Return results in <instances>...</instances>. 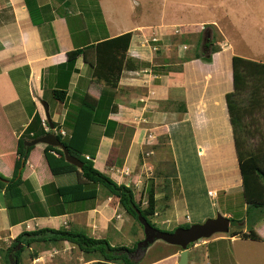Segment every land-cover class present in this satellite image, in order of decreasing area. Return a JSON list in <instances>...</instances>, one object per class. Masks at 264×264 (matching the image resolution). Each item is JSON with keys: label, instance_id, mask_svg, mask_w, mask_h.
Listing matches in <instances>:
<instances>
[{"label": "crops", "instance_id": "obj_1", "mask_svg": "<svg viewBox=\"0 0 264 264\" xmlns=\"http://www.w3.org/2000/svg\"><path fill=\"white\" fill-rule=\"evenodd\" d=\"M219 1L226 3L228 0ZM162 2L158 14L143 21L162 23L160 29L165 32L170 30L171 37L176 36L175 27L180 29L181 34L185 30L187 34L201 33V30L205 33L207 29L211 31L212 27H205V23L210 22L215 31L216 28L220 30L217 42L210 39L220 49L210 55L211 60L194 58L189 50L182 54L178 50V56L185 55L184 60L179 63L170 59L172 67L162 72L161 65L156 64L162 53L157 56L150 46L139 43L140 36L133 34L128 56L132 66L138 64L137 69H125L119 85L112 88L111 98L117 109L109 111L108 118L117 122L116 128L106 124L92 125L86 157L91 156L95 167L102 172L119 183L124 182L121 174L127 169L130 173L131 167L136 164V156L143 148L142 141L147 130V127H140L144 124L137 126L126 151L122 153L130 122L146 118L150 126L164 123L165 130L170 133L180 184L179 195H173L162 219L165 225L166 220H170V227L165 230H171L173 224L175 227L193 224L194 215L207 214L199 200L193 199L200 198L205 191L210 198L219 200V205L222 200L225 203L239 195L243 197L246 211L248 205L226 99V94L234 88L232 58L236 54L228 39L229 28L233 27L232 17L227 12L229 9L224 10L225 23L222 26L223 21L218 19L200 21L184 18V15L175 12L168 13L167 7H164L168 0ZM137 3V0L134 3L133 0H0V173L6 183L15 176L19 138L33 122L36 113L46 121L48 113L54 128L56 124V128L71 135L70 123L78 112L82 98L89 95L98 100L109 88L93 77L91 62L95 60L96 52L91 46L141 27L139 21L132 24L128 20L130 15H135L134 6ZM239 3L249 11L244 17L248 24L239 23L241 41L244 29L253 26L256 21L249 7L256 6L255 11L264 10V0H239ZM205 5L213 6L214 1L207 0ZM261 18L264 19V14ZM77 49L84 51L71 66L67 63L68 54ZM167 55L170 56L169 53ZM239 55L264 62L262 56L258 59L245 52ZM190 57L194 59L189 60ZM138 70L144 72L140 74ZM55 89L66 91L64 100L56 98ZM108 100H111L109 96ZM109 101L104 100L107 108ZM70 114L72 118L67 119ZM186 139L189 143L187 149L184 148ZM45 147L44 143L34 145L21 171L22 181L18 191L14 190L9 195L6 186L0 185V264L4 263L5 251L24 232L65 228L96 238H107L112 245H116L113 241L115 234L123 228L127 219L118 197L101 185L93 186L92 182L87 183V188L97 189L95 198L64 200L57 189L83 180L81 168L54 174L45 157ZM184 155L190 156V165L183 170L180 158ZM119 158L124 159L123 164L119 163ZM210 192L215 195H210ZM222 213L233 218L230 210L222 209ZM262 215L259 211L251 218L250 228L261 236L257 240L264 243ZM243 218L240 224L246 225L249 222L247 216L241 215L237 219ZM249 230L247 227L243 232ZM240 236H222L214 238L211 243L245 239ZM202 243L206 244L198 241L189 246L187 264H202L197 253ZM22 246L24 250L19 255V264L97 262L94 256L87 257L77 244L69 240L55 243L39 238L30 245L24 243L18 249L16 247V250ZM180 251L181 248L153 256L142 264H179ZM10 261L15 264V257L10 255Z\"/></svg>", "mask_w": 264, "mask_h": 264}, {"label": "rangeland", "instance_id": "obj_2", "mask_svg": "<svg viewBox=\"0 0 264 264\" xmlns=\"http://www.w3.org/2000/svg\"><path fill=\"white\" fill-rule=\"evenodd\" d=\"M137 1V5H133L136 11L135 15H130L128 20H130L132 24H134V22L138 23L137 21H139L141 23V27L132 32L135 36H140V44L144 43L146 46H150L151 50L156 53L157 56L162 53V56L156 59V64L161 65L160 70H162V72L167 68L170 70V67H172L169 65L170 59L179 61V63L184 60L185 55L182 57L178 56V50L181 51V54L182 52L188 53L189 50L192 56H194V51L196 50L208 54L212 51L210 41L213 39L215 43L219 39L220 30L216 28L215 31L213 29L214 26L210 22L205 23V27H212L211 31L207 29L205 30V33L201 30V33L197 32V34H187L188 32L185 30L184 33L181 34L180 29L175 27L174 32L176 36L171 37L172 35H170V30L165 32L160 29V24L162 23L151 20L143 21L145 18L150 19L158 14L157 11L161 10L163 0ZM206 1L207 0H168V2L164 3V7H167L168 13L175 12L181 16L184 15V18L191 17L193 19H200V21H212L214 19H218L223 21L221 22L222 26L225 23V19H223V17L225 16V11L228 8L229 11L227 12L232 17L231 21L233 22V27L229 28L228 39L233 44L236 54L239 55V53L245 52L248 56L251 55V57H257L258 59H260L261 56L264 57V19L261 18L264 14V10L255 11L254 8L256 6L249 7L251 13L255 14L254 16L256 21L253 22L255 23L253 26H248L244 29V37L241 41H239V23L244 22L245 26L248 24L244 17L249 11L243 8V6L239 3V0H228L226 3L219 0H212L214 1V5L208 7L205 5ZM216 3L219 4L216 5ZM132 11L134 12V9ZM227 24L229 25V23ZM201 34H203V36H201ZM205 36H207V39ZM191 50L193 52H191ZM167 53H169L170 56H168ZM194 58L190 57L189 60ZM137 65H135V63L133 64L134 69H137ZM178 65L180 66V64ZM142 72L144 71L138 70V73L141 74ZM237 102L243 108V122L247 124V131L242 134L243 146L246 148V151H264V85L262 86L261 91H255L253 84L249 83V88L246 92H243L239 95V97H237ZM151 125L152 126H150L146 118H142L141 121L139 120L138 122L135 120L130 122V126L127 129V139L121 148L122 153L126 151V147L128 146L129 141H131L132 135L135 134L137 126H140L141 128L147 127V130L145 132V139L142 141L143 148L139 151V153L137 152L138 155L136 154V164L131 167L130 173L128 169L124 170L125 173L123 172L124 174H121L124 182L120 183L130 186L133 189L137 200L142 201L143 206L148 205L147 191L151 183H154L157 191V209L155 215L151 217V221L154 222L158 228L169 229L171 224L170 220H166L167 223L165 225L162 224V219H164L166 206H168L169 202L173 200V195L178 196L180 191L177 166L175 164V154L171 144L170 133L165 130V124L157 122L154 125ZM184 148H189L188 139L185 140ZM184 151L185 150H183V152ZM122 153H120L119 156H121ZM122 158L125 157L123 156ZM119 160V163L123 164L124 159L119 158ZM189 163L190 156H181L180 165H183V170L186 167L189 168ZM193 171L196 170L193 168ZM116 182L119 183V181ZM205 192H203L200 198H193L194 200H199L202 210H205L207 213L205 215H194V223H201L208 218L215 217L219 212L222 213V209L230 210L233 215L232 217H235L236 219L241 215L244 217L247 216L246 207L245 209L243 208L242 195L236 196L234 199H230L225 203L222 200L221 205H219V200L217 201L215 198H210ZM197 201L194 203L196 204ZM192 205L193 204L191 203V206ZM123 210L127 219L124 222L123 228L115 234L116 237L113 241L117 243L116 245H126L133 248L138 240L144 239V229L136 218L130 216L124 208ZM257 212L259 211H252L250 218L256 215ZM262 214L263 217L264 211ZM250 224V221L246 223V225L239 223L234 225V223L231 222L230 231L238 228L239 230L244 228L247 229V227L249 230L251 227ZM173 228H175V224L172 225L171 229ZM229 233H217L211 238H204L200 240V242L205 241L206 243H202V247L197 250L198 255L201 257L200 261L202 264H264V243L258 241L257 239L245 240V238L242 240L237 239L238 241H235V239L233 242L228 239L221 242L216 241L217 243H211V240L214 238L222 236L230 238ZM241 238L244 237L242 236ZM179 248L180 247L177 248L164 242L163 240H157L149 247L145 255L140 257V253L136 252L132 254V259L136 262V264H142L150 258H153V256L164 255L168 251L176 249L179 250ZM87 257L90 256L87 255ZM95 259L98 262V258ZM97 262L95 264H99Z\"/></svg>", "mask_w": 264, "mask_h": 264}, {"label": "trees", "instance_id": "obj_3", "mask_svg": "<svg viewBox=\"0 0 264 264\" xmlns=\"http://www.w3.org/2000/svg\"><path fill=\"white\" fill-rule=\"evenodd\" d=\"M132 37L133 32L128 31L118 36L104 39L91 46L95 48L96 52L95 60L91 62L94 68L93 77L99 81H103L109 87L108 89H110V91L105 89L98 100L89 95H85L82 98L77 114L70 123V127L72 128L71 135L63 136L60 131H58V137L67 146L70 154L83 162V167L81 168L83 180L74 185L60 187L57 189V193L63 196L64 200L79 201L92 199L95 198L98 193L97 189L94 187L91 189L87 188V183L92 182L94 184L93 186L97 184L101 185L110 194L118 197L119 204L130 216L136 218L138 222H140L138 213H141L150 223L157 226L151 221V217L155 215L157 209V191L154 183H151L147 191L148 205L143 206L142 201L137 200L130 186L124 183H117L110 175L95 167L94 160L91 156L90 158L86 157L89 153V133L93 124H106L107 127H111L112 129L116 128L117 122L108 118L109 111H116L117 109V105L112 102V88H116L119 85L121 75L125 69H134V66L130 64L131 60L128 56ZM210 45L212 46L211 52L207 54L196 50L194 53L195 58L203 57L206 60H211V57L208 55L217 52L220 47L213 45V41H210ZM83 51L82 49H77L69 52L67 63L73 66L76 57L83 53ZM232 65L234 89L226 94V99L234 131L240 169L243 176L245 198L248 205L246 211L247 221L252 222V217L250 218L252 211H264V151H246V148L243 146L242 134L247 131V124L243 122V108L238 104L237 97L247 91L249 83L253 84L255 91H261L264 85V62L235 54L232 58ZM54 95L57 99L64 100L66 91L63 89H55ZM108 96L111 99L110 101L108 100ZM104 100L110 102L108 108ZM68 118H72L71 114L67 116V119ZM46 123L48 124V121H46ZM48 126L50 127L49 124ZM56 127L57 125L55 124V128ZM56 129L60 130L58 128ZM50 131L51 128L47 130L40 114L36 113L33 122L19 138L17 149L19 158L16 161L15 176L6 183L4 180L5 177L0 173V185L6 186V192L9 195L14 190L18 191V185L22 181V175L18 176L19 168L22 165L23 158H25L26 164L29 154L34 147L31 146L27 150L25 140L43 136ZM56 153H58V155ZM44 154L54 174L78 170L76 165L66 160L63 150L58 147L46 145ZM243 221L244 218H231V222H233L234 225L236 223L240 224ZM190 225L191 224H181L179 226L188 227ZM175 228L169 231H173ZM239 234L245 238L261 239L260 235L253 228H250L249 232H243V229L239 230V228L233 229L230 231L229 236H236ZM38 237L55 243L60 240H69L77 244L85 254L96 256L95 258H98L97 263L99 264H136L131 258L130 253L134 252L139 240L135 243L133 248L126 245H112L107 238H96L85 232L67 230L65 228H42L32 232L22 233L5 251L4 263L2 264H11L10 255L15 257V264H19V255L24 250V246L19 250H16V247L24 243L30 245L37 241L39 239ZM193 244L194 243L191 245Z\"/></svg>", "mask_w": 264, "mask_h": 264}, {"label": "water", "instance_id": "obj_4", "mask_svg": "<svg viewBox=\"0 0 264 264\" xmlns=\"http://www.w3.org/2000/svg\"><path fill=\"white\" fill-rule=\"evenodd\" d=\"M47 120L51 125L50 127L53 128L54 126L48 113ZM40 143L60 148L61 150H63L65 158L68 162L76 165L79 168L83 167V162L70 154L67 146L61 141V139L54 131H50L47 134L34 139L25 140V146L27 150L29 149V147ZM24 165L25 158H23L22 165L19 168V176L21 175V171ZM138 219L143 226L145 234L144 239L140 240L137 245L136 251L137 253H140V257L145 255L149 247L153 245L157 240H163L168 244L175 245L181 248L179 264H187L190 250L189 246L192 243H197L204 238H211L217 233H229L231 226V218L225 216L220 212L215 217L208 218L204 222L193 223L188 227L179 226L176 227L173 231L163 230L154 226L141 213H138ZM19 247L20 244L17 246V249Z\"/></svg>", "mask_w": 264, "mask_h": 264}, {"label": "built area", "instance_id": "obj_5", "mask_svg": "<svg viewBox=\"0 0 264 264\" xmlns=\"http://www.w3.org/2000/svg\"><path fill=\"white\" fill-rule=\"evenodd\" d=\"M43 124L45 126V128L47 130H49L51 127L48 126V124L46 123V119L43 120ZM51 131H54L56 134L58 133V131H60V133L63 135V136H69V134H67L64 130H57L56 128H51ZM57 154V153H56ZM58 155V154H57ZM87 158H90V156H87ZM210 195L214 196L215 193L213 192H210ZM205 242V241H204Z\"/></svg>", "mask_w": 264, "mask_h": 264}, {"label": "flooded vegetation", "instance_id": "obj_6", "mask_svg": "<svg viewBox=\"0 0 264 264\" xmlns=\"http://www.w3.org/2000/svg\"><path fill=\"white\" fill-rule=\"evenodd\" d=\"M139 241H140V240H139ZM137 245H138V243H137ZM136 250H137V246H136V249L134 250L133 253H136V252H137ZM133 253H130L131 258H132V254H133Z\"/></svg>", "mask_w": 264, "mask_h": 264}]
</instances>
